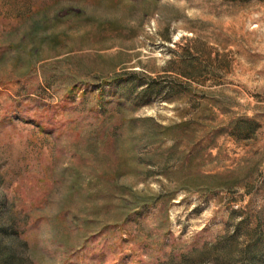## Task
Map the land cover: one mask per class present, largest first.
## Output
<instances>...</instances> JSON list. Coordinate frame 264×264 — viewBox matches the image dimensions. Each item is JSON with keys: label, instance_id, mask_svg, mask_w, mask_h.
Here are the masks:
<instances>
[{"label": "rangeland", "instance_id": "rangeland-1", "mask_svg": "<svg viewBox=\"0 0 264 264\" xmlns=\"http://www.w3.org/2000/svg\"><path fill=\"white\" fill-rule=\"evenodd\" d=\"M246 233L264 0H0V264H229Z\"/></svg>", "mask_w": 264, "mask_h": 264}, {"label": "trees", "instance_id": "trees-1", "mask_svg": "<svg viewBox=\"0 0 264 264\" xmlns=\"http://www.w3.org/2000/svg\"><path fill=\"white\" fill-rule=\"evenodd\" d=\"M237 231L238 227L233 230V233L236 234ZM246 235L249 237L245 240L241 249H239V256L229 261V264H264L263 251L261 249H256L255 247V244L260 237L253 239V234L246 233Z\"/></svg>", "mask_w": 264, "mask_h": 264}]
</instances>
